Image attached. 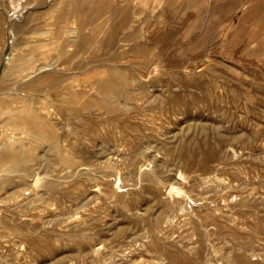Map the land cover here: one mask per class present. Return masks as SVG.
Masks as SVG:
<instances>
[{
  "label": "rangeland",
  "instance_id": "obj_1",
  "mask_svg": "<svg viewBox=\"0 0 264 264\" xmlns=\"http://www.w3.org/2000/svg\"><path fill=\"white\" fill-rule=\"evenodd\" d=\"M75 1L0 0V264H264V0Z\"/></svg>",
  "mask_w": 264,
  "mask_h": 264
},
{
  "label": "bare ground",
  "instance_id": "obj_2",
  "mask_svg": "<svg viewBox=\"0 0 264 264\" xmlns=\"http://www.w3.org/2000/svg\"><path fill=\"white\" fill-rule=\"evenodd\" d=\"M72 1H74V2H72ZM129 1V0H128ZM69 3H70V1H68ZM76 1L75 0H71V4L72 3H75ZM79 2V1H78ZM77 3V2H76ZM80 4H78V7L77 6H75L76 8H74V7H71L72 9H73V11H74V9H75V12L77 11V12H79V11H81V10H79V9H77V8H79V6H81L82 7V11H83V14L85 15V16H87V18H88V16H90V17H95V16H97L98 14H99V5H97V0H81V2H79ZM66 5H67V3H66ZM75 5H77V4H75ZM101 6V5H100ZM66 8V7H65ZM67 9V8H66ZM79 10V11H78ZM76 12V13H77ZM114 12V11H113ZM119 12V11H118ZM79 13H81V12H79ZM133 13V12H132ZM81 15V14H80ZM137 15V14H136ZM135 16V15H134ZM138 16V15H137ZM83 17V16H82ZM136 18V17H135ZM92 20V19H91ZM127 20V14H125L124 13V15L122 16V21H126ZM75 22V21H74ZM76 24V23H75ZM72 28V27H71ZM73 28H75V27H73ZM67 30H70V29H68L67 28ZM73 30V29H72ZM72 30H70L71 31V33L72 32H77V34H75V35H78V31L77 30H75V31H72ZM80 31V30H79ZM85 31V30H84ZM94 31V30H93ZM67 32V31H66ZM115 32H116V29L113 27V28H110L108 31H107V35H106V39H104L103 40V44H106V45H109L110 47H114L115 45H116V41H115ZM132 32V31H131ZM68 33L69 34H71L69 31H68ZM92 33V32H91ZM134 33V32H133ZM73 34V33H72ZM94 34V33H93ZM135 34V33H134ZM97 35V34H96ZM71 36V35H70ZM79 36V35H78ZM68 37V36H67ZM66 38V37H65ZM95 38H97V37H95ZM67 39L68 38H66V40L65 41H67ZM137 39V38H136ZM94 40H96V39H94ZM93 40V41H94ZM89 42H92V37H91V35H90V33H89V35H83V37L80 39V45L81 46H85L86 44L88 45L89 44ZM92 43H95V42H92ZM136 43V42H135ZM140 44V43H139ZM95 46V45H94ZM141 48V47H140ZM98 49V48H97ZM137 49H139V47L137 48ZM94 50V49H93ZM104 63V62H103ZM106 63V62H105ZM39 68H38V70L37 71H35V75L34 76H32L30 79H28L27 81H22L21 83H20V86H22L24 89H25V87L28 89V88H30L31 87V84L35 81H37V80H40L41 78H43L44 76H46V75H52V74H50V72H45V73H39ZM116 74V73H115ZM45 78V77H44ZM53 78V77H52ZM55 78V77H54ZM118 79V77H114V78H112V79H107V80H103V81H101L100 82V84H99V91L100 92H102V93H106V94H111L113 91H114V84H115V79ZM120 78V77H119ZM20 79V78H19ZM13 80H14V78H13ZM42 80V79H41ZM53 80V83L56 81L55 79H52ZM34 82V83H35ZM38 82V81H37ZM52 83V84H53ZM22 84V85H21ZM14 85V84H13ZM16 85V84H15ZM68 85V84H67ZM33 86V85H32ZM50 87H52L51 85H49ZM54 86V85H53ZM69 86V85H68ZM49 87V88H50ZM71 87V86H70ZM33 88V87H32ZM54 88V87H53ZM65 89H66V87H65ZM64 89V90H65ZM75 89V88H74ZM54 90H55V88H54ZM61 91V90H60ZM57 92V91H56ZM76 93V92H75ZM114 93V92H113ZM3 94V93H2ZM77 94V93H76ZM105 95V94H104ZM104 95H102V96H104ZM74 96V95H73ZM73 96L71 95L70 96V94H69V97H68V99H67V97H66V100L69 102H73ZM114 96H117L116 94L114 95ZM114 96H112V97H114ZM101 97V96H100ZM93 98V97H92ZM103 98H105V97H103ZM119 98V97H118ZM99 99V98H98ZM117 99V98H116ZM20 100V99H19ZM110 100V99H109ZM108 100V101H109ZM88 101H89V99H88ZM20 102V101H19ZM69 102V103H70ZM92 102H93V99H92ZM94 102H96L95 100H94ZM24 103H25V101H24ZM73 103H76L75 101L73 102ZM85 103H86V101H85ZM22 104V103H21ZM71 104V103H70ZM79 104V103H78ZM90 104H91V102H90ZM108 104V103H107ZM24 105V104H23ZM86 105V104H85ZM98 105H99V103H98ZM98 105H96L97 107H100V106H98ZM101 105V104H100ZM88 106H89V104H88ZM102 106V105H101ZM5 107V106H4ZM26 107V106H25ZM82 107V106H81ZM83 107H85V106H83ZM108 107H110V106H108ZM86 108V107H85ZM103 108V107H102ZM112 108V107H111ZM114 108V107H113ZM2 109V108H1ZM23 108H21V110H22ZM119 109V108H118ZM118 109H116L115 111H117ZM20 110V109H19ZM18 109H17V111H19ZM20 110V111H21ZM34 110H35V108H34ZM34 110H31V111H27V112H24V111H21V112H24V114L23 113H21V114H18V118H19V120H21L24 124H26L27 126L26 127H28L32 132H35L36 134H41V133H43V134H47V137H48V140H50L51 142H54V136H53V132L52 131H49V133H46V131H45V129H44V127H43V125L40 123L41 122V118H39L41 115H38V114H41L39 111H38V114H37V112H34ZM115 111H112V112H115ZM5 112V111H4ZM3 112V113H4ZM1 114V113H0ZM114 114V113H113ZM1 117H2V115H1ZM12 117V116H11ZM17 119V118H16ZM5 121V120H4ZM20 121V122H21ZM14 122V121H13ZM16 122H18V120H16ZM3 123V122H2ZM5 123V122H4ZM11 123V122H10ZM12 125H15V123H11ZM10 124V125H11ZM23 124V125H24ZM93 124V123H92ZM96 124V123H95ZM2 125V124H1ZM8 125V124H7ZM46 125H49V124H46ZM19 125H17L16 124V128H19L18 127ZM21 126V125H20ZM11 127V129H12V126H10ZM21 127H23V126H21ZM8 128V127H7ZM14 128V127H13ZM7 131V130H6ZM21 131H27V130H23V129H21ZM130 131V130H129ZM20 132V131H19ZM9 134V133H8ZM9 137V136H8ZM33 139V138H32ZM38 139V138H37ZM35 140H36V138H35ZM12 141V140H11ZM29 142V141H28ZM15 143V142H14ZM13 143V144H14ZM31 143V142H30ZM35 143V142H34ZM9 144H10V142H9ZM23 144V143H22ZM24 145V144H23ZM52 145V144H51ZM6 146V145H5ZM20 146V144L18 145V147ZM25 146H27L26 144H25ZM11 146H9V148H10ZM15 148V147H14ZM7 149V148H6ZM12 150V149H11ZM6 151V150H5ZM8 152V151H7ZM11 152V151H10ZM14 152V151H13ZM14 157L15 156H12V155H9L8 156V158L9 159H11V160H13L14 159ZM64 157V156H63ZM3 158V157H2ZM7 158V157H6ZM6 158H5V160H6ZM4 159V158H3ZM18 159V158H17ZM14 161H16V159L14 160ZM65 163H66V165H67V163H70L72 160L70 159V158H64V160H63ZM2 162V161H1ZM7 162V161H6ZM63 163V162H62ZM2 166V165H1ZM39 245V244H38ZM42 247V246H41Z\"/></svg>",
  "mask_w": 264,
  "mask_h": 264
}]
</instances>
